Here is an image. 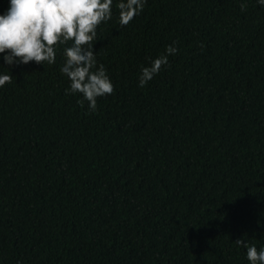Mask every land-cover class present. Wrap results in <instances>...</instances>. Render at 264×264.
Segmentation results:
<instances>
[{"label":"trees","instance_id":"obj_1","mask_svg":"<svg viewBox=\"0 0 264 264\" xmlns=\"http://www.w3.org/2000/svg\"><path fill=\"white\" fill-rule=\"evenodd\" d=\"M118 2L95 113L65 95L64 46L51 65L0 56V264H249L234 241L264 247V6L147 0L121 27Z\"/></svg>","mask_w":264,"mask_h":264},{"label":"clouds","instance_id":"obj_2","mask_svg":"<svg viewBox=\"0 0 264 264\" xmlns=\"http://www.w3.org/2000/svg\"><path fill=\"white\" fill-rule=\"evenodd\" d=\"M146 3L147 0H119L116 6L120 26H127ZM257 3L264 6V0ZM112 6L113 0H8L7 10L0 14V56L4 65L55 64L57 47L64 46L60 71L70 81L65 95L80 94V106L84 107L86 101L89 113H95L97 99L115 91L105 66L97 64L94 50L97 29L112 19ZM246 7L241 3L242 11ZM173 45L141 67L139 87H145L162 67L169 65L168 57L178 52ZM11 82L12 75L0 73V87ZM234 242L246 248L249 264H264V247L258 249L242 238Z\"/></svg>","mask_w":264,"mask_h":264}]
</instances>
